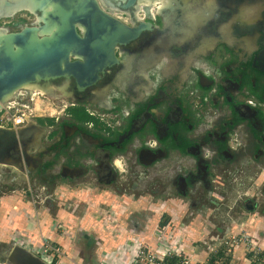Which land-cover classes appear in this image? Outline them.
I'll use <instances>...</instances> for the list:
<instances>
[{
	"label": "rangeland",
	"instance_id": "374dc122",
	"mask_svg": "<svg viewBox=\"0 0 264 264\" xmlns=\"http://www.w3.org/2000/svg\"><path fill=\"white\" fill-rule=\"evenodd\" d=\"M0 1V34L18 33L26 27L35 26L34 22L37 20V16H32L26 11L14 14L8 12L16 5L15 0ZM149 1L147 7L137 9L136 5V9L131 12V10H124L119 7L125 4V0H98L103 10L115 18L120 17V21L126 22L125 24L128 26H137L141 21L149 20L152 18L151 11L161 14L162 24L158 25L156 29L152 28L150 33L145 32L141 40L133 45L132 49L137 48L138 45L143 42L148 43L150 38L155 36V44L153 43L150 46L151 48L143 56L144 58L135 59V55L131 54L128 57V65L125 70L120 71L113 83L102 92L98 103L93 101L88 103L87 107L91 108L93 112L95 111V104L102 103L105 100L108 101L107 98L118 92L124 85L126 91V84H130L129 87L137 95L135 96L137 97L135 98L136 101L146 100L147 95L150 94L154 86L158 90L166 85V90L168 80L167 82L163 80L160 66L164 55H160L161 59L157 58L155 84L152 80L149 81L147 77V82H143L136 79L135 76L140 72L141 75L151 77L154 67L149 68L148 60L150 57L153 58L155 46L167 52L176 44H183L185 40L192 39L200 30L209 31L210 22L208 23V20L219 8V3L216 0H167L170 1L167 4V9L156 8L157 4L165 0H156L158 3L155 0L156 3L153 0ZM262 8H264L263 5L258 8L243 7L242 10L246 11L243 20L249 19L246 17L249 14H260L259 11ZM250 15L249 17H251ZM191 18L193 21L190 20ZM190 55L192 56H190L191 60L189 61L193 63L197 60L198 55ZM205 56L209 57L207 54ZM177 60H173L174 64L177 63ZM221 62L224 64L223 58ZM168 68L169 66L167 70ZM173 68H179V63L173 65ZM192 70L188 71L190 80L195 79ZM178 73L179 76H182L178 77L177 80L180 84V81H184V70ZM175 78H177V75ZM71 83L72 81H62L58 85L67 87ZM52 85L53 87L41 85L44 89H47L43 93L36 91V89H20L13 94V99L10 98L6 100L7 102L2 103L0 133L9 136L7 138L6 136H0V153L4 154L3 158H0V224L7 217L2 208L4 207L2 201L9 197H15L20 204L27 205L32 211L36 210L37 213L46 211V214L54 218L63 209L72 213L74 217H78V215L85 213L86 207L90 208L96 203L102 204L104 191L118 195L121 201L130 199L140 200L144 204L145 202L146 204L148 202L155 203L157 212L160 213V215L158 213L157 215L161 217V223H180V221H185L187 216L189 217L190 212L194 216L189 218H195L201 214L205 218L204 226L202 225L200 232H195L197 235L193 236H198V239H202V242L206 243L201 245L205 250L208 249L210 253L213 252L211 256L216 254L219 248L220 252L230 250L229 246L226 247L222 244L232 236L246 231L252 235L253 231L258 228V224H263L264 212L261 206H264V162H249L244 159L243 162H230L232 164L227 162L226 166L222 163L221 166L226 167L227 171L219 172L216 170L211 172L213 175L216 174L220 177L217 179L214 176L216 187L213 183L211 184L213 177L209 178L211 181L208 184L211 185L210 188L214 198L211 195L205 197L198 193V190L201 189L200 183L194 185L191 189H188L187 185L181 184V180H186L187 177H192L194 172L200 171L202 168L200 162L177 153L168 154L166 152L160 156L149 154V152H143L138 142L135 141L139 148L135 145L132 152L127 149L123 154L127 160L130 159V162L118 163V168H115L114 171V179L110 183L99 182L96 176V165L99 162L94 155L91 156L93 157L92 160L88 156L91 150L96 152V142L92 141L93 139L88 135H81L77 131L67 130V135L70 134L72 138L71 145L66 148L67 137H65L64 130L65 126L69 125L66 110L70 105L78 103V100L70 99L64 88H58L57 84H55L57 87L54 84ZM170 88L173 94L181 95L184 84L182 83L178 87L173 85ZM190 91L192 90L190 89ZM182 99L184 104V97ZM195 103L198 105L199 101ZM205 108L207 109L208 105H205ZM207 110L210 115H213L211 111H215L212 108ZM95 113L97 114V112ZM206 115L208 114L206 113ZM210 121L212 122L211 118ZM85 126L88 130H93L92 125L87 124ZM66 128L68 129V127ZM54 132L55 135L52 137ZM99 133L101 132L99 131ZM147 135L149 136V134ZM138 137L141 139L142 136L139 135ZM5 141L7 145L11 144L15 149L5 152L3 144ZM23 152H28L29 158L24 157ZM136 158L145 159L147 162L138 163ZM153 159H162L163 162L149 161ZM120 160L122 161V159ZM230 171L236 175L230 174ZM182 188L187 190L189 198L184 197L182 200H176H179L177 202H186L189 211L187 214L184 213V216H179L175 211L178 208H176L177 203L165 202L169 201L168 199L176 198L177 195L179 196ZM249 200L252 201L248 202L250 208H246L245 203ZM178 210L184 212L180 208ZM166 211L169 213H165ZM152 223H156V220ZM255 225L257 226L252 228ZM213 232L214 235H217L213 236ZM254 238H257V236ZM5 246L4 243L0 242V264H11L8 260H12L10 257L15 255V251H12L11 245H7L9 248ZM200 249L205 251L203 248H199L193 253L203 254L202 251H199ZM231 250V255L234 253L235 256L233 264H247L245 260L247 253H244L243 247ZM16 257L17 255L13 257L15 262Z\"/></svg>",
	"mask_w": 264,
	"mask_h": 264
},
{
	"label": "flooded vegetation",
	"instance_id": "af4514ba",
	"mask_svg": "<svg viewBox=\"0 0 264 264\" xmlns=\"http://www.w3.org/2000/svg\"><path fill=\"white\" fill-rule=\"evenodd\" d=\"M216 1L219 3V8L208 20L209 31L200 30L192 39L185 40L183 44H176V48L174 46L167 52L155 46L153 58L150 57L148 60L149 68L154 67L153 74L150 77L139 72L135 76L143 82H147V77L155 84L157 58L164 55L160 66L163 80L166 82L168 80L166 90V85L158 90L154 86L146 100L136 101L137 95L129 87L130 84H126V91L124 85L118 92H113L114 94L107 98L108 101L95 104L94 112L87 107L89 102L98 103L102 92L113 83L120 71L125 70L131 54L135 55V59L144 58L143 56L155 42V36H152L148 43L143 42L137 48H132L141 40L145 32L150 33L151 30L144 31L138 39L116 49L119 63L108 69L95 86L81 93L74 81L67 87L63 85L66 87L65 93L69 94L68 97L78 100V103L70 105L66 110L69 117V125L65 126L64 130L67 137L66 148L71 145L72 138L70 134L67 135V130L88 135L96 142V152L91 150L88 156L91 159L94 155L99 162L96 165L99 182L110 183L114 179V171L118 168V163L130 162V159L127 160L123 154L127 149L132 152L136 142L143 152L149 154L160 156L166 152L177 153L200 162L202 167L200 171L194 172L193 176L187 177L186 180H181V184L191 189L200 183L201 189L198 193L205 197L211 195L214 198L211 185L208 184L211 181L209 178L213 177L211 184L214 185L215 177L217 179L220 177L211 172L227 171L226 167L221 166L222 163L226 166L227 162H243L244 159L249 162H264V8L259 11L260 14H249L251 17L247 15L249 19L244 20L246 11L242 10L245 6L258 8L263 5L264 7V0ZM123 5L119 7L122 8ZM133 9L135 10L136 7ZM150 14L152 18L140 23H150L152 28L156 29L162 24L161 14L156 11H151ZM117 19L121 20L120 17ZM190 54L198 55L193 63L189 61L192 56ZM206 54L209 57H206ZM222 58L224 64L221 62ZM175 59L178 60L174 64ZM178 63L179 68H173V65ZM177 70L180 73L184 70V81L179 80L180 84H184L181 95L173 94L170 88L173 85L176 87L180 85L177 80L182 76L178 75ZM190 70L195 79H189ZM176 75L177 78L174 79ZM58 88L62 87L58 85ZM197 101H199L198 105L195 103ZM205 105H208L207 109L215 110L211 111L213 115H210ZM83 112L89 115L90 121H78V115ZM87 124L92 125L94 131L88 130L85 126ZM54 135L55 132L52 137ZM139 135L142 136L141 139ZM0 136L7 138L9 135L0 133ZM3 144L5 152L15 149L11 144L7 145L6 141ZM3 156L4 154L0 153V158ZM23 156L29 158L28 152H23ZM149 161L163 162L162 159ZM136 162L143 163L147 160L136 158ZM230 174L235 173L230 171ZM187 194V190L182 188L179 196L168 200L189 198ZM248 202L252 201L245 203L246 208H250ZM168 224L169 222L166 224L160 221L159 227ZM178 225H183L184 228L183 222L180 221Z\"/></svg>",
	"mask_w": 264,
	"mask_h": 264
},
{
	"label": "water",
	"instance_id": "95a60500",
	"mask_svg": "<svg viewBox=\"0 0 264 264\" xmlns=\"http://www.w3.org/2000/svg\"><path fill=\"white\" fill-rule=\"evenodd\" d=\"M50 2L54 6L42 22L18 33H3L6 36L0 41V109L5 96L25 85L52 87L62 81H74L79 92L86 91L119 63L116 49L138 39L145 30H152L150 23L129 27L103 10L98 0ZM137 2L126 0L122 8L132 10ZM30 14H43V9ZM42 26L50 28L49 35L37 33ZM16 249L17 263L11 264H45L27 250Z\"/></svg>",
	"mask_w": 264,
	"mask_h": 264
},
{
	"label": "crops",
	"instance_id": "0c3cea01",
	"mask_svg": "<svg viewBox=\"0 0 264 264\" xmlns=\"http://www.w3.org/2000/svg\"><path fill=\"white\" fill-rule=\"evenodd\" d=\"M168 202L177 203L176 208H178L175 211H177L179 216H184V213L187 214L189 211V206L187 207L186 202L169 200L165 203ZM2 204L4 206L2 208L7 217L0 224V242L4 243L7 248H9L7 245H11L13 251L19 247L15 244L14 238L21 233L31 234L32 237H36L37 243L39 242V244L43 240H46V237L50 236L55 244H61L63 250V256L55 261V264H117V256L118 254L121 255L120 252L130 253L135 250L136 245L132 241H135L137 238L141 240L146 238L149 247H155V234L160 226L159 221H161V217H158L160 213L157 212L155 203L148 202L146 204L145 202L144 204L140 200L135 201L130 199H123L121 201L118 195H113L108 191H104L102 204L96 203L90 208L86 207L87 210H85V213L80 216L78 215V217H74L72 213L64 209L55 218L46 214V211L37 213L36 210H30V207L27 205L20 204L15 197L4 199ZM179 208L180 210H184V212H180L178 210ZM261 208L264 212V206H261ZM165 213L169 212L166 211ZM106 214L112 215L111 229L103 220ZM199 215L195 218H189L194 216L190 212L189 217L187 216L185 221H181L185 224L184 236L182 237L186 240V243L183 246L186 249V255L190 264H202L215 255L213 254L211 256L213 252L210 253L208 249L205 250L201 245L204 243L202 239H198V236H193L197 235L195 232H200L202 225L204 226L205 218L201 214ZM115 220L116 224L113 225ZM155 220L156 223H152ZM262 222L263 224L252 227H258L253 231L252 236H257L255 238L257 243L264 244V216L262 217ZM173 223L179 224L178 222ZM62 225L69 227L70 232L68 235H64L63 228L60 229ZM1 235L5 237L1 238ZM212 235L216 236L217 234L214 235L213 232ZM152 236L154 237L153 239L151 238ZM123 243L124 245H122ZM199 248L205 250H199L203 254H194L193 252ZM25 250L31 253L30 250ZM218 251H220V248ZM10 258H13V255ZM177 259L180 261L178 263H181L182 259ZM11 261L15 260H8V262ZM178 263L176 262V264Z\"/></svg>",
	"mask_w": 264,
	"mask_h": 264
},
{
	"label": "built area",
	"instance_id": "2783aa9c",
	"mask_svg": "<svg viewBox=\"0 0 264 264\" xmlns=\"http://www.w3.org/2000/svg\"><path fill=\"white\" fill-rule=\"evenodd\" d=\"M103 220H105L108 226H111L112 215H104ZM115 224L116 220L113 225ZM62 227L66 233L64 235H68L69 227L67 225H62ZM182 236H184L183 225L169 222L168 225L158 228L155 234V247H149L146 238L143 240L137 238L135 241H132L136 245L135 250L130 253L120 252L121 255L118 254L117 256V264H172V260L175 257L182 259L180 264H190L186 255V249L183 246L186 240ZM4 237V235H1V238ZM151 238L153 239L154 237L152 236ZM14 242L19 247L30 250L33 255L37 256L45 264H55V261L63 256L61 244H55L50 236L46 237V240H43L39 244V242L37 243L36 237H32L31 234L21 233L14 238ZM222 245L229 246L235 250L236 248L243 247L244 253H247L245 255L247 264H264V244L257 243L254 236L247 231L232 236ZM251 248L252 250H250ZM231 249L227 250V252H216L210 260L202 264H233L232 262L235 256L233 255L234 253L231 255Z\"/></svg>",
	"mask_w": 264,
	"mask_h": 264
},
{
	"label": "bare ground",
	"instance_id": "6f19581e",
	"mask_svg": "<svg viewBox=\"0 0 264 264\" xmlns=\"http://www.w3.org/2000/svg\"><path fill=\"white\" fill-rule=\"evenodd\" d=\"M126 1V0H125ZM154 1V0H153ZM156 1V0H155ZM154 1V2H155ZM164 1V0H163ZM1 2V1H0ZM149 0H139V2H137V4L139 5V7L137 8V9H143L144 7H147L148 5H149ZM153 2V3H154ZM157 2V1H156ZM155 2V3H156ZM170 3V1H167V0H165L164 2H161L160 4H157L156 5V8L157 9H163V8H166L167 9V4H169ZM15 3H16V5L13 7V8H11V9H9L8 10V12H10V13H12V14H14V13H18V12H22V11H26V12H28V13H34V14H36V12H38L39 11V9L41 8V9H43V14H39V15H36L37 16V20H36V25H37V23H39V22H42V19H43V17H44V15L45 14H47V13H49L50 12V10H52V8H53V3L52 2H50V0H15ZM126 3V2H125ZM158 3V2H157ZM136 4V5H137ZM172 5V4H171ZM136 7V6H135ZM137 15H138V13H137ZM136 19H137V17H136ZM142 20V19H141ZM141 24V23H140ZM39 28V27H38ZM50 30V28H43V26L41 27V29H39L38 31H37V33L40 35H42V36H44V35H49L50 34V32L51 31H49ZM5 36L6 35H4V34H0V41L3 39V38H5ZM34 85H36V86H32V85H25L24 87L26 88V89H29V88H31V87H33L34 89H36V91H41V93H43V92H45V91H47V89H44L41 85H39V84H34ZM23 87V88H24ZM22 88V89H23ZM45 90V91H44ZM12 94V93H11ZM12 96L13 95H11L10 96V94L9 95H7V96H5L4 98H3V101H6V100H8V99H10V98H12ZM15 97V96H14ZM13 99V98H12ZM7 102V101H6Z\"/></svg>",
	"mask_w": 264,
	"mask_h": 264
},
{
	"label": "trees",
	"instance_id": "16d2710c",
	"mask_svg": "<svg viewBox=\"0 0 264 264\" xmlns=\"http://www.w3.org/2000/svg\"><path fill=\"white\" fill-rule=\"evenodd\" d=\"M77 119H78V121H80V122H88V121H90L91 120V118L89 117V115H87L86 113H80V115H78V117H77ZM163 226V225H162ZM177 258L175 257V260H173L172 261V264H176V262L178 263V262H180L179 261V259H177ZM178 264H180V263H178Z\"/></svg>",
	"mask_w": 264,
	"mask_h": 264
}]
</instances>
